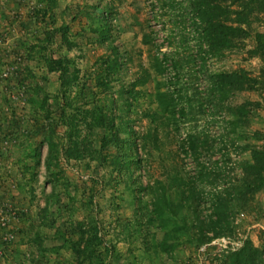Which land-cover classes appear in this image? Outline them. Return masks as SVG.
<instances>
[{
    "label": "rangeland",
    "instance_id": "374dc122",
    "mask_svg": "<svg viewBox=\"0 0 264 264\" xmlns=\"http://www.w3.org/2000/svg\"><path fill=\"white\" fill-rule=\"evenodd\" d=\"M195 17L190 0H0V124L7 136L0 141V225L13 236L0 240V264L199 263L196 232L174 231L181 222L172 225L164 215L160 228L162 204L156 207L154 202L163 188L171 203L179 201V191L184 196L197 190L205 196L224 188L231 193L241 185L240 164L250 160V147L264 149V94L231 93L227 107L246 104L249 111L233 132L225 124V107L208 106L207 101L208 73L242 70L256 76L262 63L253 53L252 35L264 33V23L256 16L246 29L248 37L218 56L202 54L201 59L206 47ZM104 20L107 39L101 41L91 30ZM53 28L61 30L51 39ZM51 59L64 60L68 72L77 73L72 107L79 114V139L88 133L86 110L95 103L102 111L104 102L113 100L104 110L114 119L119 137L135 144L133 151L128 145L119 151L106 149L116 156L113 168L109 159L99 162L95 154L81 158L62 142L56 178L51 180L43 165V132L35 138L42 145L34 155L35 143L26 133L28 113L20 107L26 108L25 92L28 96L40 91L50 102L58 95V74L46 69ZM176 74L177 79L172 78ZM170 94L183 100L177 108L186 111L176 131L170 114L159 107V100L163 107L170 102ZM91 132L93 141L95 133L102 134L96 128ZM187 134L199 140L195 156L185 145L181 148ZM122 151L136 154L139 166H123ZM203 202L202 218L209 213ZM231 207V232L223 236L249 242L264 263V186ZM78 224L83 230L94 227L103 241L94 246L95 257L73 254L72 245L82 247ZM217 256L215 248H209L200 264H218Z\"/></svg>",
    "mask_w": 264,
    "mask_h": 264
},
{
    "label": "trees",
    "instance_id": "16d2710c",
    "mask_svg": "<svg viewBox=\"0 0 264 264\" xmlns=\"http://www.w3.org/2000/svg\"><path fill=\"white\" fill-rule=\"evenodd\" d=\"M190 5L192 6L193 12L195 13V19L200 26V34L203 45L206 47L205 53L200 51V58L202 59V54L207 56H218L235 47V41H240L248 37V32L246 31L249 24L256 18L260 16L264 23V0H190ZM45 9L40 12L44 15ZM36 12L39 10H35ZM43 21V17L39 18ZM49 19V17H47ZM63 29V28H62ZM61 29L53 28L49 32V36L53 39V36L59 33ZM108 22L104 20L103 24H100L97 28L91 30V32L98 36L101 41L107 39ZM64 37L65 40V36ZM252 41L254 44L253 53L257 56L262 66L259 68L256 76L249 77L242 70H237L234 72H210L207 74L209 81V88L207 89V101L208 106L217 104L221 107H225L226 114L229 118L225 121L227 127L233 132L235 128L240 127V121L248 115V110H246V104H240L238 106H228L225 104L231 93L235 91H254L259 95L264 94V33H253ZM197 53V51H196ZM175 62V60H173ZM173 62V68L177 66ZM64 60L61 59H51L47 64V71L56 72L58 74L59 88L60 91L57 96L53 97L50 102L49 99L43 95L40 91L35 90L30 92L26 96V92L23 96V104L26 105L20 110H27L28 115L25 119L30 122V127L26 131L29 139L34 142L33 152L37 156V149L42 143H37L35 141L36 136L43 132V143L46 146V155L43 161L45 170L51 180H55L57 171L55 169V160L57 158V148L60 147L59 143L72 147L78 151L81 158L91 157L92 154L98 155L97 159L99 162H104L109 159V165L112 163V168L116 165V156L112 158L106 149L118 150L122 145H128V151H133L135 144L133 140L128 137L122 139L119 137V131L114 127V119L107 116L104 109H106L108 104H112L113 100L110 99L104 102L102 111L99 109L100 106L97 104H92L91 110H86L88 113V133L86 136L78 138L77 129L75 128L79 114L76 112V106L72 107V99L76 101L73 93V86L77 82V73L73 69L68 72V68L64 66ZM66 64V63H65ZM67 65V64H66ZM161 68V67H160ZM161 70V69H160ZM23 73V72H22ZM178 77L176 74L172 78ZM19 81L23 82L24 77L18 78ZM27 81L28 78H27ZM144 81L138 82L135 85H142ZM97 84L103 86V82H98ZM133 88V87H130ZM133 91V89L131 90ZM129 91L130 93H132ZM86 93L82 92L81 96ZM178 96V94H177ZM161 100H159V107H162L161 113L168 112L170 114V126L174 131L176 128L178 130V122L185 118V110L182 107L183 100L174 99L170 94V102H166L163 107L161 105ZM213 102V104H211ZM189 107V106H188ZM177 109V110H175ZM98 110L99 113H96ZM109 117V118H108ZM160 119V118H159ZM102 130V134L98 136L95 133V141L98 142L97 148L94 146L93 129ZM9 129V128H8ZM57 130L60 134L58 135ZM0 124V141L7 138L5 134L1 133ZM126 133H129L126 131ZM88 136V138H87ZM155 137V136H154ZM87 138V139H86ZM86 139V140H85ZM83 141H85L83 143ZM83 143V144H82ZM185 145L186 151L191 152L194 156L196 155V150L199 148V140L194 135L187 134L185 143H181V148ZM244 148V147H243ZM187 152V154H188ZM186 154L185 151H183ZM123 156L120 162L125 167H138L139 161L137 160L136 154L126 153L122 151ZM198 154V152H197ZM250 160L247 162H242L243 179L241 180V185L232 188L231 193H227L222 190H217L212 194H206L203 196L201 190L196 192L187 193L186 196L183 195L182 191H179V201L177 203L170 202V195L166 194L168 192L166 189L158 194L156 198V203L154 206H159L160 202L162 205V210L158 211V223L160 228L164 227L163 216L166 221V217L172 220L171 224L181 222V226L173 228L174 231L177 229L182 231L193 230L196 232L198 237V244L203 245L208 243L212 238L223 236V234H230L231 232V222L228 221L229 213L231 212V203L239 202L247 193H255L259 191L264 186V149L256 150L254 147H250L249 150ZM107 163V164H108ZM120 164H117V166ZM200 169L203 170L205 166L200 165ZM54 171V172H53ZM204 172V178L207 174ZM206 173H209L208 171ZM245 173V174H244ZM199 178L202 175L199 174ZM169 193V192H168ZM207 198V199H206ZM208 203L207 209L209 213L202 218L201 212L199 211L200 205ZM185 210L186 215L182 212ZM185 217L191 220L187 222ZM168 219V220H169ZM83 224H78V231L80 237H83L82 247L76 248L79 245H72L73 254L78 257L81 254L86 255V257H95L98 255L94 252V246L98 247L102 244L101 238L98 237L94 227H88L87 230L82 229ZM12 231V230H11ZM11 231L4 225H0V240L7 234L9 237L13 238ZM210 232L211 237H206V233ZM92 246V248H91ZM218 264H264L261 252L253 247L249 242L244 241L242 245L235 249L234 251L221 252L215 258Z\"/></svg>",
    "mask_w": 264,
    "mask_h": 264
},
{
    "label": "built area",
    "instance_id": "2783aa9c",
    "mask_svg": "<svg viewBox=\"0 0 264 264\" xmlns=\"http://www.w3.org/2000/svg\"><path fill=\"white\" fill-rule=\"evenodd\" d=\"M243 239H234L228 236H219L212 238L208 243L200 245L197 249L198 254L201 256L199 258V263L207 257V250L209 248H215V251L219 254L226 251H234L242 245Z\"/></svg>",
    "mask_w": 264,
    "mask_h": 264
}]
</instances>
